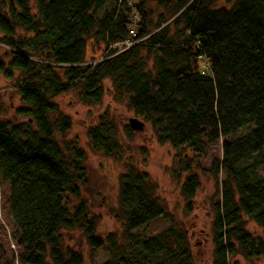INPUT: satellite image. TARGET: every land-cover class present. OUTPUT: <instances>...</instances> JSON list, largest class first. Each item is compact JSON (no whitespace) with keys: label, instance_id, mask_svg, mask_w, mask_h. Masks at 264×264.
<instances>
[{"label":"trees","instance_id":"16d2710c","mask_svg":"<svg viewBox=\"0 0 264 264\" xmlns=\"http://www.w3.org/2000/svg\"><path fill=\"white\" fill-rule=\"evenodd\" d=\"M34 1L37 15L31 0L0 2V43L9 48L0 73L8 79L20 73L15 81L23 106L16 112L27 117L16 125L2 120L0 101V182L10 184L20 263L84 264L82 253L64 246L66 230H80L93 249L105 248L103 264L194 262L187 230L172 225L148 238L135 232L167 214L154 181L132 163L120 175L122 239L98 234L99 217L82 196L89 180L87 152L77 140L59 139L73 121L53 99L81 84L80 100L98 103L108 78L160 143L204 155L222 140V159L211 167L221 192L214 204L212 264H235L230 260L238 254L247 260L263 256L264 239L248 230L247 221L264 228V0H158L174 4L175 18L163 27L162 18L152 25L148 0L133 6L132 0ZM220 1L229 6L217 8ZM132 29L139 42L122 51L111 48L130 39ZM93 36L106 53L85 63ZM132 133L127 125L125 134ZM87 135L94 151L123 157L107 113ZM193 167L185 156L177 171L189 173L181 185L188 210L201 187Z\"/></svg>","mask_w":264,"mask_h":264},{"label":"rangeland","instance_id":"374dc122","mask_svg":"<svg viewBox=\"0 0 264 264\" xmlns=\"http://www.w3.org/2000/svg\"><path fill=\"white\" fill-rule=\"evenodd\" d=\"M6 1L9 0H0L2 3ZM136 2L137 0H132L131 6ZM30 3L32 13L37 15L35 1L31 0ZM228 6L225 1L217 3V8ZM146 10L153 26L161 18L165 21L162 27L175 18L173 3L160 4L158 0H148ZM103 11V9L100 11V15ZM19 33L30 35L21 29ZM171 33H174L173 30ZM87 45L85 63L95 62L104 57L106 46L101 40L93 36L88 40ZM8 51L9 48L0 43V59L5 62H8ZM142 56L145 57L148 67L152 68L153 60L146 56V50L143 51ZM202 69L206 71V63L202 62ZM64 72L63 70L58 71L66 82ZM19 75L20 73L15 71L14 78L8 79L0 73L1 119L13 125L27 122V117L18 115L16 112L19 107L23 106L15 81ZM103 87L104 95L98 103L80 100L81 84H78L76 89L53 99L61 111L69 115L73 121L71 129L65 135H58L59 139L77 140L79 146L87 152L89 180L86 185L82 186V196L88 201L91 213L99 217L98 234L106 236L109 233H115L122 239L124 221L117 217L120 175L126 171L127 164L132 163L139 170L148 173L154 181L156 186L154 194L161 201L167 214L166 217L158 218L135 232L148 238L172 225L185 229L188 231L192 246L193 264H212L214 259L212 225L216 215L214 204L220 200L221 192L211 172V167L215 160L222 159V140L209 147L204 155L195 154L191 149L185 148L186 146L175 149L168 143H160L151 124L145 122L142 117L136 116L128 105L127 97L116 92L112 79H105ZM105 113H107V119L116 126L118 137L123 144L124 155L121 159L106 156L91 148L87 131L89 127L97 125ZM131 118L143 121L145 127L142 131L132 130L131 138H128L125 134V127L130 126ZM185 156L194 160L191 174L197 175L201 181L197 195L191 200L190 210L187 208L189 201L184 199L181 192V185L189 173L177 174L179 162ZM261 173L264 174V166L261 168ZM223 178L224 173H221L220 179ZM10 195V184L0 182V264H21L19 257L23 249L14 239L17 228L10 214ZM247 228L254 236L264 239V228L254 221L248 220ZM61 236L65 247L83 254L84 264H103L108 259L106 249L91 248L80 230L62 231ZM230 261L235 264H264V255L247 260L238 254Z\"/></svg>","mask_w":264,"mask_h":264},{"label":"built area","instance_id":"2783aa9c","mask_svg":"<svg viewBox=\"0 0 264 264\" xmlns=\"http://www.w3.org/2000/svg\"><path fill=\"white\" fill-rule=\"evenodd\" d=\"M130 35H131L130 39H127V40L123 41L122 43L120 42V43H117L115 45H111V48L112 49L119 48L120 51H122V50L129 48L130 46L136 44L137 42H139L137 33L134 29L130 30ZM103 58H101V59H103ZM96 62H94V63H96Z\"/></svg>","mask_w":264,"mask_h":264},{"label":"water","instance_id":"95a60500","mask_svg":"<svg viewBox=\"0 0 264 264\" xmlns=\"http://www.w3.org/2000/svg\"><path fill=\"white\" fill-rule=\"evenodd\" d=\"M130 127L134 131H142L145 127V123L138 118H131Z\"/></svg>","mask_w":264,"mask_h":264}]
</instances>
